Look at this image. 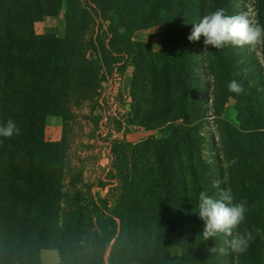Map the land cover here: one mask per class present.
I'll return each instance as SVG.
<instances>
[{"label":"trees","instance_id":"trees-1","mask_svg":"<svg viewBox=\"0 0 264 264\" xmlns=\"http://www.w3.org/2000/svg\"><path fill=\"white\" fill-rule=\"evenodd\" d=\"M232 1L0 0V127L12 119L20 128L11 138L0 136V264H43L44 249L58 251L57 264H264V103L252 99L261 78L237 47L220 49L221 65L210 64L222 98L216 104L237 100L240 124L217 108L209 114L196 73L202 39H187L192 24L216 8L234 15ZM65 3V36L49 34L45 44L38 43L35 23L58 16ZM111 11L124 30L109 26L91 34L97 20L109 21ZM162 20V51L134 39ZM124 56L135 67L136 109L150 129L167 126L172 133L125 144L127 157L102 167L115 177L105 197L84 195L76 185L69 193L66 128L60 141L48 142L46 119L57 115L67 125L73 102L98 97ZM232 80L242 93L228 90ZM211 116L224 135L219 162L223 158L227 167L218 164L225 178L220 185L205 156L204 128ZM225 189L236 202L247 203L245 221L235 230L253 235L243 254L231 251L225 243L230 237L206 245L200 235L199 193L218 199ZM111 192L118 194L113 212ZM213 243L226 253L210 254ZM175 245L180 255L172 254Z\"/></svg>","mask_w":264,"mask_h":264},{"label":"rangeland","instance_id":"rangeland-1","mask_svg":"<svg viewBox=\"0 0 264 264\" xmlns=\"http://www.w3.org/2000/svg\"><path fill=\"white\" fill-rule=\"evenodd\" d=\"M234 15L242 12H250L251 19L264 25V0H233ZM66 12L67 3L55 17H46L43 21L35 23V31L38 37V43L45 44V37L53 34L63 38L66 32ZM109 21L102 23L97 20L91 34L97 33L103 27V30L109 26L123 31L119 16L116 11L109 13ZM165 21H160L156 26L142 30L134 34L136 41L147 43L154 51H162L163 26ZM202 39L197 47V60L199 79L201 84L198 90L201 93L204 105L207 106L209 114L215 115L214 108H217L223 118L239 125L237 100L230 98L228 102L221 103L222 98L218 94L217 84L214 78V71L211 70V61H216L221 65L222 54L220 49L205 46ZM242 60L247 67L254 70V75L261 80L255 82L256 92L252 97L254 103H264V45H257L252 48L248 45L237 47ZM211 58V60H210ZM131 56H124L121 64L113 68L108 73L106 82L103 83L100 95L92 100L77 103L73 102V116L69 119L67 125L62 117L49 115L45 125V139L48 142L60 141L63 137L64 127L67 137V169L65 177V190L71 193L74 185L83 190L84 195H96L101 193L106 196L111 185L115 184L111 179L114 175L110 169H103L113 158V163L119 159L127 157L122 149L125 144H136L147 138H168L172 130L165 126L152 130L148 126L149 120L136 109V103L133 100L131 87L134 77L135 67L133 66ZM219 65L215 63L216 70ZM223 67V66H222ZM222 70V69H221ZM220 70V72H221ZM260 84L261 86H258ZM206 136L205 156L216 174V183L220 185L225 178L219 172L218 164L221 162L226 167V162L222 158L224 150L221 128L215 124L214 116L209 117L204 128ZM110 159V160H109ZM110 163V164H111ZM109 182H106L108 181ZM101 182L107 183V189H100L98 185ZM74 193V191H73ZM118 194L111 192L109 196L110 210L113 212L117 206ZM130 229L131 227H126ZM171 252L174 256L182 253L180 247L175 245ZM43 264H56L60 262L58 251L55 249H44L41 252Z\"/></svg>","mask_w":264,"mask_h":264},{"label":"clouds","instance_id":"clouds-1","mask_svg":"<svg viewBox=\"0 0 264 264\" xmlns=\"http://www.w3.org/2000/svg\"><path fill=\"white\" fill-rule=\"evenodd\" d=\"M201 36L204 37L205 46L210 45L215 49H222L226 45L235 47L248 45L255 48L257 45H264V25L251 19L250 12L229 15L225 8L218 7L206 14L198 23L192 24L191 34L187 39L196 42ZM227 88L236 94L244 91L236 80L230 81ZM19 133L20 128L12 119H8L6 124L0 127V136L5 138H11ZM246 212V201L236 202L231 189L221 191L218 199L201 191L196 214L204 222L200 232L203 242L207 245L209 241H215L220 236L230 237L225 243L231 251L237 254L246 253L253 240L252 233L247 229L243 233L235 232L245 221ZM207 251L210 254L226 253L225 248H218L214 243L207 247Z\"/></svg>","mask_w":264,"mask_h":264},{"label":"crops","instance_id":"crops-1","mask_svg":"<svg viewBox=\"0 0 264 264\" xmlns=\"http://www.w3.org/2000/svg\"><path fill=\"white\" fill-rule=\"evenodd\" d=\"M140 32V31H139ZM138 33V32H137ZM59 254V253H58ZM60 258V257H59ZM57 264V263H56Z\"/></svg>","mask_w":264,"mask_h":264}]
</instances>
